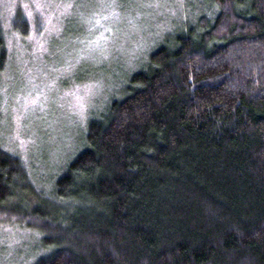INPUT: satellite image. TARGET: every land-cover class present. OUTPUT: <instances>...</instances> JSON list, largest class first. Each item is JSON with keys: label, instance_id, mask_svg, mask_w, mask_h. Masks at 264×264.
I'll use <instances>...</instances> for the list:
<instances>
[{"label": "trees", "instance_id": "obj_1", "mask_svg": "<svg viewBox=\"0 0 264 264\" xmlns=\"http://www.w3.org/2000/svg\"><path fill=\"white\" fill-rule=\"evenodd\" d=\"M182 14L50 192L0 144V220L39 233L31 264H264V0ZM10 24L21 39L31 28L18 7ZM5 36L0 24V70Z\"/></svg>", "mask_w": 264, "mask_h": 264}, {"label": "rangeland", "instance_id": "obj_2", "mask_svg": "<svg viewBox=\"0 0 264 264\" xmlns=\"http://www.w3.org/2000/svg\"><path fill=\"white\" fill-rule=\"evenodd\" d=\"M198 1L0 0L9 55L0 70V144L41 191L50 192L47 181L72 158L87 121ZM17 7L31 24L25 39L10 24ZM39 242L38 232L1 218L0 264H31L44 252Z\"/></svg>", "mask_w": 264, "mask_h": 264}]
</instances>
